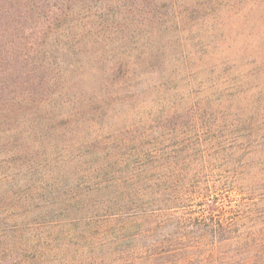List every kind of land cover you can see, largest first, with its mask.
<instances>
[{"label": "rangeland", "instance_id": "374dc122", "mask_svg": "<svg viewBox=\"0 0 264 264\" xmlns=\"http://www.w3.org/2000/svg\"><path fill=\"white\" fill-rule=\"evenodd\" d=\"M105 9L93 37L51 35L55 96L0 107V219L43 241L38 206L55 205L54 264H264V0H176L158 11L183 20L158 25ZM158 157L188 158V177L141 195L129 178ZM130 200L146 208L105 212Z\"/></svg>", "mask_w": 264, "mask_h": 264}, {"label": "trees", "instance_id": "16d2710c", "mask_svg": "<svg viewBox=\"0 0 264 264\" xmlns=\"http://www.w3.org/2000/svg\"><path fill=\"white\" fill-rule=\"evenodd\" d=\"M169 4L175 7L176 0H0V107L21 98L26 99V102H37L38 94L42 102H48L52 96H55L52 87L63 80L61 81L57 76L60 68L57 69L54 65L53 50L47 47L51 35L57 36L54 42H60V35L64 40L69 41L74 39L71 34L75 33L63 31L65 28L68 30L87 28L85 36L93 37L96 35V30L93 28L96 27H93L89 21L95 19L96 12L111 6L138 11L144 20L141 24H165L171 20V17L178 22L182 21L183 19L176 12L164 14L158 11ZM108 12L111 13L110 10ZM77 15H80L78 19L75 18ZM98 18L100 23L97 28L105 26L107 20H102V16L97 17V20ZM114 64V71L127 67L126 75L130 67L139 66L138 63L130 61H127L126 65L121 62ZM60 82L58 85L61 84ZM18 94L23 97H19ZM190 112L198 123L202 114L201 100L191 105ZM153 160L129 178L138 182L141 195L155 184L164 187L166 180L188 177V173L181 170L184 163L189 161L188 158L180 161L179 158L158 157ZM100 186L101 183L97 185ZM126 189L124 187L123 190ZM47 205H49L47 208H44L43 204L38 206L41 209L38 226L49 229V234L42 239L43 241L24 240L20 235L22 230H19L17 225L9 226L14 220L0 219V264H45L46 262L54 264V261L59 259L57 255L65 253L60 251L61 247L58 246L62 240L61 234L54 233L62 223L50 215L56 211L55 205L50 203ZM111 206H105V212L111 216H123L146 208L144 203L131 200ZM229 212L234 215L232 210ZM238 218L232 220L237 223ZM25 228L26 226L22 229ZM227 234L226 224L220 220L213 236L215 240L225 241L228 239ZM251 263V259H243L239 263L222 261L220 264ZM59 264H69V261Z\"/></svg>", "mask_w": 264, "mask_h": 264}]
</instances>
